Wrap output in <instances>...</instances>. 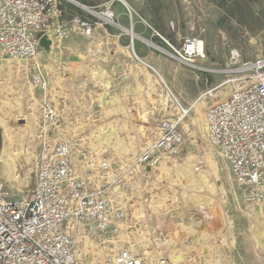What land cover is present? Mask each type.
<instances>
[{"label":"rangeland","instance_id":"rangeland-1","mask_svg":"<svg viewBox=\"0 0 264 264\" xmlns=\"http://www.w3.org/2000/svg\"><path fill=\"white\" fill-rule=\"evenodd\" d=\"M75 1L96 11L111 6L123 16L125 27L131 18L147 24L161 35L156 44L162 48L169 42L180 49L189 38L204 42L205 58L197 64L206 69L226 70L227 57L235 48L244 51L246 61L264 55V0H126L132 13L118 0ZM110 33L111 37L95 44L75 35L44 52L42 65L63 118L65 139L75 149L82 146L92 156L97 153L98 161L110 162L109 173L97 175L127 210L118 245L134 246L147 264L162 260L167 264H264V245L256 242L258 236L264 244V201L258 207L244 201L228 165L207 141L204 118L216 99L200 97L223 82L224 74L194 71L174 51L151 45L154 52L149 57L137 59L134 53L130 57L115 43L116 30ZM122 44H129V38ZM8 86L24 90L20 111L10 119L1 102L14 103L18 95ZM229 92H220L219 100ZM0 93V125L14 132L11 147L21 140L15 173L22 181H13L4 171L3 159L0 176L15 192L24 191L34 186L43 139L36 103L40 93L31 86L26 65L17 61L0 66ZM179 108L185 119H178ZM164 120L181 121L186 158L183 162L160 160L157 166L152 164L157 156L150 155ZM0 136L3 145L2 127ZM209 155L217 173L207 164ZM199 161L205 164L200 167Z\"/></svg>","mask_w":264,"mask_h":264},{"label":"built area","instance_id":"built-area-1","mask_svg":"<svg viewBox=\"0 0 264 264\" xmlns=\"http://www.w3.org/2000/svg\"><path fill=\"white\" fill-rule=\"evenodd\" d=\"M134 27L133 18L129 27H123L111 6L96 11L75 0H0V66L10 61L26 65L29 82L40 93L36 103L43 135L33 188L15 192L0 176V264H147L134 246L118 245L127 210L97 175L109 173L110 162L98 161L97 153L92 156L82 146L75 149L65 139L63 118L42 65L47 51L43 39L52 42L51 48L75 35L95 44L111 37V29L117 33L115 43L131 52L130 57L134 53L143 60L134 43L145 39ZM152 32V39L145 41L158 49L154 39L161 35ZM123 37L130 39L129 45L121 44ZM199 42L189 38L180 49L167 43L186 67L224 74L223 82L200 97L216 99L206 111L207 141L228 165L244 201L258 207L264 201V55L246 61L244 51L235 48L227 57L226 70L206 69L197 64L205 58ZM225 90L229 94L219 100ZM179 123L160 124L152 164L185 160L186 135Z\"/></svg>","mask_w":264,"mask_h":264},{"label":"bare ground","instance_id":"bare-ground-1","mask_svg":"<svg viewBox=\"0 0 264 264\" xmlns=\"http://www.w3.org/2000/svg\"><path fill=\"white\" fill-rule=\"evenodd\" d=\"M118 1H120L124 6H125V8H127V10L129 11V12H131L132 13V8L130 7V5H129V3L126 1V0H118ZM46 44L49 46V49H51V47H52V42L50 41V40H48V39H46ZM118 47L121 49V50H123V51H126L128 54H129V56H131L132 54H131V52H128V50L127 49H124V48H122L120 45H118ZM199 49H200V52L202 53L203 52V54H205V44H204V42H202V41H200L199 42ZM125 53V52H124ZM145 65V64H144ZM143 67V66H142ZM145 67V66H144ZM3 68V67H2ZM22 68H24V67H18L17 68V71H21L22 70ZM6 69V68H5ZM143 69V68H142ZM146 71H147V69H146ZM144 72V71H143ZM148 72V71H147ZM145 73V72H144ZM150 76V75H149ZM151 77V76H150ZM148 79H150V78H148ZM156 79V78H155ZM150 81V80H149ZM156 82H157V84H159V85H162V83H161V81L158 79V80H156ZM31 84V83H30ZM151 84V83H150ZM153 84H155V83H153ZM5 85V84H4ZM7 85V84H6ZM156 85V84H155ZM31 86L33 87V89H34V86L31 84ZM149 86V85H148ZM162 87H164V86H162ZM150 88H151V86H150ZM6 89L9 91V90H14L13 92H15V94L16 95H18V98H17V101L16 102H14V103H12V102H6V100H3L1 103H3V106H4V108H3V110H4V112L6 113L5 114V117L6 118H11L14 114V112H16V111H20V101L22 100V98H24V96L22 95L24 92V90L23 89H20L19 87H16V86H13V87H6ZM154 89V88H153ZM4 90V89H3ZM153 91V90H152ZM12 92V91H11ZM10 92V93H11ZM1 94V93H0ZM1 96H2V94H1ZM0 96V97H1ZM225 96H227V94L225 95ZM225 96H223L222 95V98H224ZM26 97V96H25ZM7 99V98H6ZM9 100V99H8ZM10 101V100H9ZM152 101V100H151ZM156 101V100H155ZM158 101V100H157ZM160 101V100H159ZM161 102H163V104H166V102H167V100H165L164 99V97L161 95ZM22 103V102H21ZM199 104V103H198ZM203 104V103H202ZM197 105V104H196ZM200 106H201V104H200ZM199 107V106H198ZM202 107V106H201ZM179 110H180V112H181V114H182V112L183 113H185L184 112V110H183V108H179ZM198 110V114H200V112H201V110L200 109H197ZM196 110V111H197ZM85 112V111H84ZM18 113V112H17ZM145 114H146V112L143 114V116H141V117H143L144 118V116H145ZM150 114V113H149ZM152 114V113H151ZM204 115V114H203ZM2 117V116H1ZM0 117V118H1ZM148 117V116H147ZM147 117H145L146 119H147ZM204 117V116H203ZM20 118V117H19ZM18 117H14V119L16 120V121H20V119H19ZM149 118V117H148ZM5 119V118H4ZM13 119V120H14ZM204 119H206V118H204ZM2 120V119H1ZM143 120H145V119H143ZM145 121H147V120H145ZM29 124V123H28ZM205 125L207 126V121L205 122ZM0 127H2L3 128V138H4V143H3V149H2V152H1V157H0V162H1V160H2V162L1 163H3L4 164V167H5V172L8 174V175H10V177H11V179L13 180V181H15V182H19L20 181V178L16 175V173H15V170H16V160H17V158L20 156V155H22V147L20 148V146H18L17 144V142H19V141H21V140H17V142H15V144L13 145V147H11V145L14 143V141H15V136H14V132L12 131V130H9L8 128H5V127H3V126H1L0 125ZM27 127H28V125H27ZM30 130V129H29ZM29 130L27 131V132H29ZM142 131V130H141ZM26 132V133H27ZM28 134V133H27ZM30 132H29V136L28 135H26V136H28V137H30ZM23 137L24 136H22L21 138L23 139ZM20 138V139H21ZM125 139V138H124ZM20 145V144H19ZM16 147H19V148H16ZM125 147V146H124ZM28 148V147H27ZM24 149V148H23ZM107 149V148H106ZM27 151L29 150V149H26ZM26 150H24V151H26ZM25 153H27V152H25ZM24 154V153H23ZM25 155V154H24ZM23 155V156H24ZM17 157V158H16ZM20 158V157H19ZM167 160V159H166ZM157 162V161H156ZM159 162H157V166L160 164H158ZM205 164V163H204ZM207 164H208V166H210L211 167V170H212V172H214V173H217V167H216V163L214 162V160H213V157L212 156H210L209 155V157H208V162H207ZM206 167V166H205ZM202 169V168H201ZM205 169V168H204ZM111 173V172H110ZM192 173V172H191ZM193 174V173H192ZM110 175H112V174H110ZM110 175L108 174V176H106V177H110ZM102 176V175H101ZM7 177H9V176H7ZM105 177V178H106ZM111 178V177H110ZM104 179V178H103ZM112 179V178H111ZM110 179V180H111ZM22 181V180H21ZM20 181V182H21ZM21 185V184H20ZM120 204H121V202H120ZM262 206H264V203H263V205ZM132 228H134V227H132ZM130 234H131V232H130ZM164 242H166L167 243V241H164ZM256 242H257V244L259 245V246H263L264 244H263V241H262V238L261 237H258L257 236V238H256ZM166 243H164V244H166ZM86 253V251L84 252V254Z\"/></svg>","mask_w":264,"mask_h":264},{"label":"crops","instance_id":"crops-1","mask_svg":"<svg viewBox=\"0 0 264 264\" xmlns=\"http://www.w3.org/2000/svg\"><path fill=\"white\" fill-rule=\"evenodd\" d=\"M134 23H135V30L134 31L136 34H142L145 40H151L152 39V36H153L152 31L154 29H152L147 24L140 22V21H135ZM128 25L130 26L131 23ZM146 35L150 36L149 39L146 38ZM125 38H128V37H123L122 39H125ZM145 40H143V41L142 40L141 41L136 40V42L139 43V47H136L135 51H136L137 55L141 58L149 57L154 52ZM129 44H130V41H129Z\"/></svg>","mask_w":264,"mask_h":264},{"label":"trees","instance_id":"trees-1","mask_svg":"<svg viewBox=\"0 0 264 264\" xmlns=\"http://www.w3.org/2000/svg\"><path fill=\"white\" fill-rule=\"evenodd\" d=\"M124 16H126L127 19H128V16H127V15H124ZM122 17H123V16L120 17V23H121ZM121 25H122L123 27H125L122 23H121ZM128 26H129V25H127V27H128ZM127 27H126V28H127ZM134 30H135V27H134ZM156 40H157V39H154L155 43H156ZM122 41H123V39L121 40V44H122ZM129 41H130V39H129ZM122 45H123V44H122ZM127 45H129V44H127ZM127 45H124V46H127ZM134 46H135V48L137 47V42H136V41H135V43H134ZM162 46H163V48H164L165 50H167L168 52L173 53V51L171 50V48L169 47V45L164 44V45H162Z\"/></svg>","mask_w":264,"mask_h":264},{"label":"water","instance_id":"water-1","mask_svg":"<svg viewBox=\"0 0 264 264\" xmlns=\"http://www.w3.org/2000/svg\"><path fill=\"white\" fill-rule=\"evenodd\" d=\"M43 45L46 47L47 50H49V46L46 44V39H43ZM161 47H158V49ZM161 50L165 51L163 48H161ZM3 149V145H2V140H1V136H0V156H1V152Z\"/></svg>","mask_w":264,"mask_h":264}]
</instances>
